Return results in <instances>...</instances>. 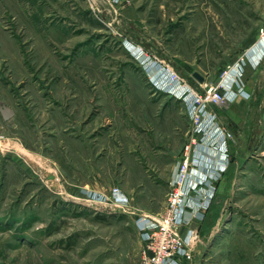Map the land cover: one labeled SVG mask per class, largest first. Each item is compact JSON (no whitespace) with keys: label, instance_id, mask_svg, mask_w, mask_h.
<instances>
[{"label":"rangeland","instance_id":"rangeland-1","mask_svg":"<svg viewBox=\"0 0 264 264\" xmlns=\"http://www.w3.org/2000/svg\"><path fill=\"white\" fill-rule=\"evenodd\" d=\"M263 39L264 0H0V264H139L201 137L185 94L228 150L186 264H264ZM109 187L133 214L90 204Z\"/></svg>","mask_w":264,"mask_h":264},{"label":"built area","instance_id":"built-area-1","mask_svg":"<svg viewBox=\"0 0 264 264\" xmlns=\"http://www.w3.org/2000/svg\"><path fill=\"white\" fill-rule=\"evenodd\" d=\"M238 73L239 70L237 75ZM237 75L234 77L235 80ZM173 81L174 85L179 82L177 79ZM172 86H169L168 90L173 89ZM183 98L188 111L197 118L196 133L201 134V137L198 138L199 141L197 138H191L185 146L174 177L169 183L170 191L164 211L155 216L138 214L136 224L146 243L139 264H186L193 261V249L198 238V230L192 225L195 219L204 218L213 199V191H206V189L199 191V188L205 180L209 179L208 162L215 165L213 172L217 173L216 165L224 163L228 155L224 131L215 119L212 120V115L207 112L204 100L196 95L186 94ZM206 101L222 106L225 98L211 90ZM202 113L207 116L205 117L208 119L206 122L203 121L204 119L200 120ZM208 142L211 146V151L208 150L210 156L202 154L204 153L203 147ZM215 156L219 158L214 159ZM217 174L216 179L221 176L220 173ZM88 200L96 209L97 207H109L120 209L127 214L134 213L130 206V198L119 187L107 189L100 197H97L96 193H91Z\"/></svg>","mask_w":264,"mask_h":264},{"label":"crops","instance_id":"crops-1","mask_svg":"<svg viewBox=\"0 0 264 264\" xmlns=\"http://www.w3.org/2000/svg\"><path fill=\"white\" fill-rule=\"evenodd\" d=\"M263 41H264V39H263ZM262 46L264 47L263 43L254 46L255 48L252 51L253 60L256 59L258 57V55L260 54ZM205 154H206V156H210V154L207 155V152ZM218 158H219V156H215L214 159H218ZM174 174L175 173L172 174V178L174 177ZM172 178H170V181L172 180ZM170 181H169V183H170ZM110 188L111 187H109L107 189H110ZM107 189H105V190H107Z\"/></svg>","mask_w":264,"mask_h":264},{"label":"bare ground","instance_id":"bare-ground-1","mask_svg":"<svg viewBox=\"0 0 264 264\" xmlns=\"http://www.w3.org/2000/svg\"><path fill=\"white\" fill-rule=\"evenodd\" d=\"M237 71H238V70H237ZM237 71L233 74L232 77L230 76L229 73L226 75V77H225V79H224V83H227V86L230 87V86L232 85V79H233L234 77H236V75H237Z\"/></svg>","mask_w":264,"mask_h":264},{"label":"water","instance_id":"water-1","mask_svg":"<svg viewBox=\"0 0 264 264\" xmlns=\"http://www.w3.org/2000/svg\"><path fill=\"white\" fill-rule=\"evenodd\" d=\"M193 75L200 82H202L204 80V78L199 73H197V72H195Z\"/></svg>","mask_w":264,"mask_h":264}]
</instances>
